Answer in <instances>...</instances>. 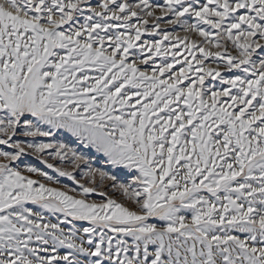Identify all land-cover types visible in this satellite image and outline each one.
<instances>
[{"label": "snow or ice", "instance_id": "snow-or-ice-1", "mask_svg": "<svg viewBox=\"0 0 264 264\" xmlns=\"http://www.w3.org/2000/svg\"><path fill=\"white\" fill-rule=\"evenodd\" d=\"M0 264H264V0H0Z\"/></svg>", "mask_w": 264, "mask_h": 264}]
</instances>
